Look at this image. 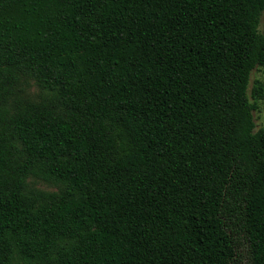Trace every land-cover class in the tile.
<instances>
[{
  "label": "trees",
  "instance_id": "1",
  "mask_svg": "<svg viewBox=\"0 0 264 264\" xmlns=\"http://www.w3.org/2000/svg\"><path fill=\"white\" fill-rule=\"evenodd\" d=\"M263 12L0 0V264H264Z\"/></svg>",
  "mask_w": 264,
  "mask_h": 264
},
{
  "label": "rangeland",
  "instance_id": "2",
  "mask_svg": "<svg viewBox=\"0 0 264 264\" xmlns=\"http://www.w3.org/2000/svg\"><path fill=\"white\" fill-rule=\"evenodd\" d=\"M260 30H264V12L261 17V23H260ZM260 81L264 84V69L258 68L257 70H254L251 75L250 79V85L248 89L249 96L251 97L252 88L255 85L256 81ZM255 116V122L258 129L259 127L264 126V98L260 101V109L254 112ZM31 183L36 186L37 188L44 189V190H55L56 187L46 183L42 180L32 178Z\"/></svg>",
  "mask_w": 264,
  "mask_h": 264
}]
</instances>
